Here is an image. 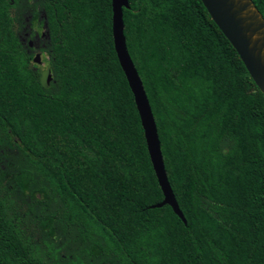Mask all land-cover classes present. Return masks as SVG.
Instances as JSON below:
<instances>
[{
	"label": "trees",
	"instance_id": "obj_1",
	"mask_svg": "<svg viewBox=\"0 0 264 264\" xmlns=\"http://www.w3.org/2000/svg\"><path fill=\"white\" fill-rule=\"evenodd\" d=\"M127 1L126 51L185 223L150 208L162 195L110 0H0V264H264V94L199 0Z\"/></svg>",
	"mask_w": 264,
	"mask_h": 264
},
{
	"label": "water",
	"instance_id": "obj_2",
	"mask_svg": "<svg viewBox=\"0 0 264 264\" xmlns=\"http://www.w3.org/2000/svg\"><path fill=\"white\" fill-rule=\"evenodd\" d=\"M199 1L212 23L235 51L253 84L264 94V20L251 0ZM110 8L113 50L132 95L149 163L162 195V200L150 208H160L166 205L182 223H185L166 178L156 127L148 101L126 51L121 10L122 8L128 9V1L110 0ZM32 62L39 63L38 54L34 55Z\"/></svg>",
	"mask_w": 264,
	"mask_h": 264
},
{
	"label": "rangeland",
	"instance_id": "obj_3",
	"mask_svg": "<svg viewBox=\"0 0 264 264\" xmlns=\"http://www.w3.org/2000/svg\"><path fill=\"white\" fill-rule=\"evenodd\" d=\"M40 37L42 38V39H45L46 38V35H45V29L43 28V29H41V31H40ZM34 39L35 38H33V40H32V42L34 41ZM31 42V43H32ZM30 63L31 64H34L32 61H30ZM34 66L37 68V70L39 71V72H45L46 70V63L44 62V56H41V55H39V63L38 64H34ZM42 262H43V264H48L47 263V260H46V258H42V259H40Z\"/></svg>",
	"mask_w": 264,
	"mask_h": 264
},
{
	"label": "flooded vegetation",
	"instance_id": "obj_4",
	"mask_svg": "<svg viewBox=\"0 0 264 264\" xmlns=\"http://www.w3.org/2000/svg\"><path fill=\"white\" fill-rule=\"evenodd\" d=\"M34 38H35V39H34L33 42H32V41H29V42H28V46H29V47L35 48V47L37 46V40H36L37 38H36V36H34ZM31 42H32V43H31ZM34 55H35V54H34ZM45 68H47V66H46Z\"/></svg>",
	"mask_w": 264,
	"mask_h": 264
}]
</instances>
